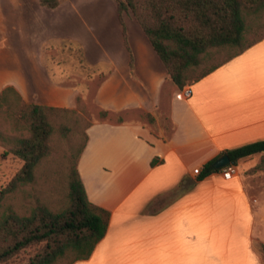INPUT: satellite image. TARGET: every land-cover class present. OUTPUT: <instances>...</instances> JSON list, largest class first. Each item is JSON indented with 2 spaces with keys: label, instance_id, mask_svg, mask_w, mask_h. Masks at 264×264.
<instances>
[{
  "label": "crops",
  "instance_id": "obj_1",
  "mask_svg": "<svg viewBox=\"0 0 264 264\" xmlns=\"http://www.w3.org/2000/svg\"><path fill=\"white\" fill-rule=\"evenodd\" d=\"M59 1L51 9L0 0L2 41L18 47L29 31L35 53L40 45L37 55L15 48L0 57V94L12 87L28 104L74 110L79 98L89 109L84 94L94 90L97 110L109 113L91 120L78 164L90 201L111 213L109 229L77 264H264L255 248L264 244V203L247 190L246 165L231 180L216 170L199 181L194 172L264 141V40L184 100L133 14L120 22L116 0ZM65 41L81 45L99 73L50 68L47 49Z\"/></svg>",
  "mask_w": 264,
  "mask_h": 264
},
{
  "label": "trees",
  "instance_id": "obj_2",
  "mask_svg": "<svg viewBox=\"0 0 264 264\" xmlns=\"http://www.w3.org/2000/svg\"><path fill=\"white\" fill-rule=\"evenodd\" d=\"M116 3L120 22L124 25L125 13L133 14L165 65L171 82L180 91L264 40V0H116ZM40 4L54 9L60 1L40 0ZM124 37L131 52L125 31ZM62 48L67 57H78V73L88 78L99 73L87 62L81 45L65 41ZM49 65L52 68L51 58ZM108 115L107 111L99 113L101 119ZM91 126L90 112L82 98L77 109L71 110L28 104L12 87L0 94V144L23 161L0 197V264L25 251L33 252L27 264H77L89 260L106 237L111 213L90 201L78 170ZM57 130L70 136L69 150L76 158L63 197L51 198L46 191L38 190L28 205L6 203L19 189L42 179L49 180L41 166L51 155L52 136ZM79 135L83 137L81 147L75 145ZM76 149L77 156L73 155ZM258 154H264V141L225 153L235 165ZM156 162L154 159L152 165ZM214 162L205 165L198 175L199 181L217 172ZM263 166L264 162L258 168ZM255 248L264 257V244L256 243Z\"/></svg>",
  "mask_w": 264,
  "mask_h": 264
},
{
  "label": "rangeland",
  "instance_id": "obj_3",
  "mask_svg": "<svg viewBox=\"0 0 264 264\" xmlns=\"http://www.w3.org/2000/svg\"><path fill=\"white\" fill-rule=\"evenodd\" d=\"M21 35V33H19ZM25 37L20 36V47L18 46H11L7 45L5 42L2 41V32L0 30V57H10L11 55L17 54V51H20L21 54L24 53L25 57H29L32 52L33 54L37 55L40 52V45L36 47L35 53V46L31 33L26 31ZM91 39H86L87 42ZM7 45V46H6ZM92 54H96V49L94 45H91L90 49ZM30 53V54H29ZM47 57L53 60V66L58 65L59 62L61 64L67 65V68H70L71 65L76 67L78 65L77 58L78 57H67L65 52L63 51L62 45L58 47H50L46 51ZM80 71V70H79ZM85 78V75H83ZM94 90H91L88 94H84V98L88 102V109L90 113L91 120L95 119L100 113L95 104H94ZM93 95V96H92ZM85 102V101H84ZM85 104H87L85 102ZM87 107V106H86ZM112 118H116V116L111 115ZM83 142L82 135H79L75 139V145L81 147ZM77 147V149H78ZM70 148V136L64 132H60L59 130L54 132L52 136L51 142V155L46 159L44 164L41 166V171H45V174L49 177V180H39L37 183L25 186L18 191L11 194L6 203L19 205L26 203L27 205L33 201V193L36 191H46L47 195L51 198L60 199L63 197L67 185H68V174L71 171L75 163V157L71 156L72 152L69 150ZM77 149L74 150L75 156H77ZM72 157V158H70ZM264 162V154H260L258 156L252 157L244 162L246 165V170L242 172L244 180L247 185V190L251 196H256L257 200L264 203V166L262 168H258ZM23 166V161H21L18 157L8 153L6 148L0 144V197L1 194L7 189L11 181L14 177L18 174L20 169ZM40 167V168H41ZM256 168L255 170H253ZM258 168V169H257ZM40 169H38V173H42ZM259 220V224L264 222V220ZM260 227V225H259ZM260 232V231H259ZM257 241V240H255ZM33 255L32 251H25L21 255L15 257L8 263L3 264H27L31 256ZM264 258V257H263Z\"/></svg>",
  "mask_w": 264,
  "mask_h": 264
},
{
  "label": "built area",
  "instance_id": "obj_4",
  "mask_svg": "<svg viewBox=\"0 0 264 264\" xmlns=\"http://www.w3.org/2000/svg\"><path fill=\"white\" fill-rule=\"evenodd\" d=\"M191 96H192L191 86H187L183 90L180 91L178 98L187 100V99H190ZM201 171H202L201 169H196L194 172L196 175H200ZM219 171L222 173V176L225 180H231L235 176L238 175V167L235 164L229 165Z\"/></svg>",
  "mask_w": 264,
  "mask_h": 264
},
{
  "label": "water",
  "instance_id": "obj_5",
  "mask_svg": "<svg viewBox=\"0 0 264 264\" xmlns=\"http://www.w3.org/2000/svg\"><path fill=\"white\" fill-rule=\"evenodd\" d=\"M235 162L231 161L229 155H224L214 163L215 170H221L229 165H234Z\"/></svg>",
  "mask_w": 264,
  "mask_h": 264
}]
</instances>
